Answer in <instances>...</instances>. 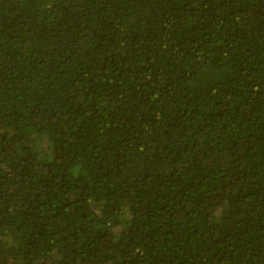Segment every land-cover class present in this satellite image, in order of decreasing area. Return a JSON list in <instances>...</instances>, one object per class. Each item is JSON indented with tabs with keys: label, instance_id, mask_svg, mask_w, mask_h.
Returning a JSON list of instances; mask_svg holds the SVG:
<instances>
[{
	"label": "trees",
	"instance_id": "1",
	"mask_svg": "<svg viewBox=\"0 0 264 264\" xmlns=\"http://www.w3.org/2000/svg\"><path fill=\"white\" fill-rule=\"evenodd\" d=\"M0 264H264V0H0Z\"/></svg>",
	"mask_w": 264,
	"mask_h": 264
}]
</instances>
